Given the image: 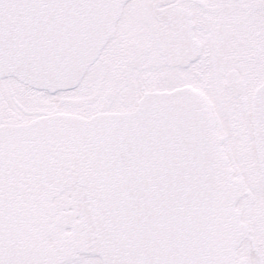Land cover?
Here are the masks:
<instances>
[{
  "label": "snow or ice",
  "instance_id": "obj_1",
  "mask_svg": "<svg viewBox=\"0 0 264 264\" xmlns=\"http://www.w3.org/2000/svg\"><path fill=\"white\" fill-rule=\"evenodd\" d=\"M0 264H264V0H0Z\"/></svg>",
  "mask_w": 264,
  "mask_h": 264
}]
</instances>
